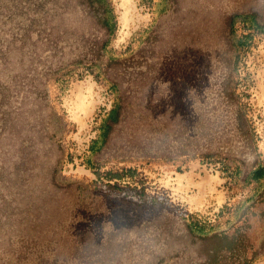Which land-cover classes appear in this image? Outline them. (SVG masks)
<instances>
[{
    "label": "rangeland",
    "instance_id": "obj_1",
    "mask_svg": "<svg viewBox=\"0 0 264 264\" xmlns=\"http://www.w3.org/2000/svg\"><path fill=\"white\" fill-rule=\"evenodd\" d=\"M18 1L0 4V264H264V199L244 178L264 165V31L228 26L256 6L57 0L54 33ZM188 28L208 39L180 43ZM169 114L198 133L175 140Z\"/></svg>",
    "mask_w": 264,
    "mask_h": 264
},
{
    "label": "trees",
    "instance_id": "obj_2",
    "mask_svg": "<svg viewBox=\"0 0 264 264\" xmlns=\"http://www.w3.org/2000/svg\"><path fill=\"white\" fill-rule=\"evenodd\" d=\"M33 1H34V5L41 6V12L43 11L42 15L39 17L37 22L43 21V24H44L42 26L43 29L50 28L51 30H54V33H56L57 30L59 29L60 23H61V21H60L61 19L59 18L60 14L57 12V10L55 8V3L57 2V0H38V1L33 0ZM70 1L73 4H76V2H77V0H70ZM16 2H20V1H18V0H0V4L8 5L7 9L9 10V12L12 10L14 12L18 8V6L16 5ZM248 2L250 3L249 5H254L256 7L253 9L240 8V10H237L236 12H234L229 18L228 26H229L230 32L233 31L232 30L233 23L238 18L242 21L249 22V26L251 28H254L258 31L259 30L264 31V25L257 23L255 20L256 16H260V17L264 18V7L259 8V4H256L255 2L253 4L252 1H250V0H242L241 5H243V7L248 6L247 5ZM25 4H27V2ZM13 12L9 14L10 16L9 15L7 16L8 18L7 17L4 18L3 22L6 24L5 27L10 26V25H12V27H14L13 23H12L13 21H15L12 18ZM90 21H91V19H90ZM26 25L27 24L24 21L16 29L14 27V29L18 30L19 33H22L23 31L21 29L24 30L25 29L24 26H26ZM81 26L83 27L84 23ZM0 27H1V25H0ZM83 31H84V29L81 28V33H79L78 31H75L73 33L71 32V35L64 33L62 35V37L64 38V40L68 41V42H66V46L68 48L74 47L75 49H79L80 48V41H82L81 36L83 34ZM179 38L182 41H184L183 39L185 38V35L182 37H179ZM244 39H245V37L238 38L237 45L241 46L243 44ZM227 85H228V83H224V91L227 94L228 98H231L228 95L229 92L227 91ZM159 106H161V104H159ZM121 115H122V106L116 105L115 109L107 117V120L104 124L105 128L107 130H110L115 123L119 122ZM167 120H168L169 132L171 133L172 136H174L175 140H177L183 136H184V138H189L191 135L198 133V131L196 129H194V127H190L189 124H187L183 121H176L171 114L168 115ZM240 126H241V121L239 122V127ZM241 172L242 171H241L240 167L236 166L231 174L233 176H237V174L239 175ZM244 178H245V181H247V182L252 181L256 184L255 191H254L253 195L251 196L250 201L254 198H259L260 200L264 199V165L258 164V165L253 166L252 169L245 171V177ZM198 224H199L198 221H196V222L192 221V222L187 223L186 225L188 227V230L192 232V231H194V229H196V226H198ZM204 231H205V228H204ZM206 231L210 232L212 230L208 229ZM214 259L215 258L212 255L208 259L209 263L211 264Z\"/></svg>",
    "mask_w": 264,
    "mask_h": 264
},
{
    "label": "flooded vegetation",
    "instance_id": "obj_3",
    "mask_svg": "<svg viewBox=\"0 0 264 264\" xmlns=\"http://www.w3.org/2000/svg\"><path fill=\"white\" fill-rule=\"evenodd\" d=\"M185 33H186L185 38L183 39L184 41L181 40L180 43H182V42H184V43L188 42L187 44L197 43L198 40H203V39L206 40V38H207V35L205 33H203V31H201V32L199 30L197 31V28L195 30L192 28H188L185 31ZM206 33L208 34L207 31H206ZM210 88L211 87L209 85L205 88V90H204L205 95H207L210 91H212V90H210ZM220 93H221L222 99L227 101L228 97H227V94L225 93V91L221 90ZM206 97H208V96H204V98H205L204 100H206ZM198 111H199L198 113H199V118H200L199 120H200V125H201V131H202V134H204L207 131L210 122L208 120L207 115L205 114V111L204 112H202V110H198ZM238 126H239V123H238Z\"/></svg>",
    "mask_w": 264,
    "mask_h": 264
}]
</instances>
